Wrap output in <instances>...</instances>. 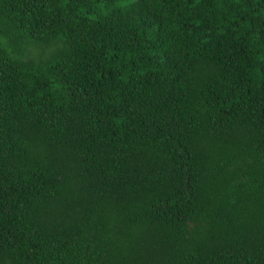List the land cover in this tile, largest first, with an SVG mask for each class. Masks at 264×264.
<instances>
[{
  "label": "trees",
  "instance_id": "trees-1",
  "mask_svg": "<svg viewBox=\"0 0 264 264\" xmlns=\"http://www.w3.org/2000/svg\"><path fill=\"white\" fill-rule=\"evenodd\" d=\"M0 264H264V0H0Z\"/></svg>",
  "mask_w": 264,
  "mask_h": 264
}]
</instances>
